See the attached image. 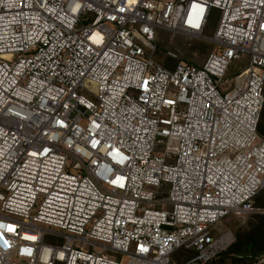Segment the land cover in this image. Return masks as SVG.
Listing matches in <instances>:
<instances>
[{"label":"built area","instance_id":"built-area-1","mask_svg":"<svg viewBox=\"0 0 264 264\" xmlns=\"http://www.w3.org/2000/svg\"><path fill=\"white\" fill-rule=\"evenodd\" d=\"M159 29L212 50L168 68ZM263 108L264 0H0V264L217 259L264 192Z\"/></svg>","mask_w":264,"mask_h":264},{"label":"rangeland","instance_id":"rangeland-1","mask_svg":"<svg viewBox=\"0 0 264 264\" xmlns=\"http://www.w3.org/2000/svg\"><path fill=\"white\" fill-rule=\"evenodd\" d=\"M216 27V22L212 21L211 25L209 26L206 34L212 35L214 29ZM157 39V51H156V59L162 63L163 65L167 66L168 68H174L175 65L180 60L189 61L196 65H202L206 60L207 56L212 50V45L206 43L201 39H192L180 34L171 33L165 30L159 29L156 33ZM167 52H173L178 55L179 59H171L168 57ZM244 62H234L233 67L231 68L232 74L236 72L237 66H241ZM262 128H264V110L261 118ZM264 200V194H261L259 199L256 201L257 211L245 219H236V218H228L226 219L221 226V230L230 231L233 234V239L231 245L228 247L227 250L231 248L234 244L237 243L240 239L244 237V234L251 231L253 227L257 224L258 216L264 215V209L261 208L262 199ZM226 250V251H227ZM193 252H184L179 251L175 255V259L178 262L186 261L192 258ZM232 255L225 256L218 262L222 264H232ZM260 259V257H258ZM257 263V261H256ZM255 263V264H256Z\"/></svg>","mask_w":264,"mask_h":264},{"label":"trees","instance_id":"trees-1","mask_svg":"<svg viewBox=\"0 0 264 264\" xmlns=\"http://www.w3.org/2000/svg\"><path fill=\"white\" fill-rule=\"evenodd\" d=\"M216 22V20H213ZM264 110V108H263ZM263 114V111H262ZM261 114V118H262ZM261 124V120H260ZM259 124V132L264 136V128ZM261 194H264L262 192ZM260 194V195H261ZM260 195L257 197L256 201L259 199ZM262 199V197L260 198ZM261 208L264 209V200L262 199ZM184 252H193L192 257L196 256L195 251L180 250ZM179 252V251H178ZM264 253V215L258 216L257 224L253 229L246 234L244 237L237 241L236 244L231 246V248L223 252L217 259L211 261L207 264H222L218 262L225 256L232 255V264H261L260 257Z\"/></svg>","mask_w":264,"mask_h":264}]
</instances>
